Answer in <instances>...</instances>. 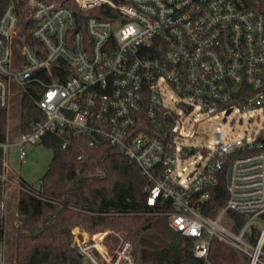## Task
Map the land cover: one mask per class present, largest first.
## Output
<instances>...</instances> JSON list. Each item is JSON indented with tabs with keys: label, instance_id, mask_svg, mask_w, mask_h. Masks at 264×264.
Returning <instances> with one entry per match:
<instances>
[{
	"label": "built area",
	"instance_id": "obj_1",
	"mask_svg": "<svg viewBox=\"0 0 264 264\" xmlns=\"http://www.w3.org/2000/svg\"><path fill=\"white\" fill-rule=\"evenodd\" d=\"M76 3L109 17L89 16L78 29L74 9L49 0H27L22 16L14 5L1 15L0 105L28 84L43 89L36 99L43 119L15 142L20 160L46 135L58 137L62 149L77 138L90 147L108 143L147 176L146 203L154 214L196 239V257L206 261L217 239L247 255L249 264H264V14L249 0ZM236 107L256 111L261 127L244 138L189 145L196 117H226ZM8 146L0 143L3 211L6 189H27L9 168ZM195 154L202 161L188 171ZM221 177L226 201L206 215ZM230 211L246 217L237 229ZM72 231V246L86 264H135L125 232L91 234L81 225ZM108 233L102 248L98 238ZM108 247L111 252L103 250Z\"/></svg>",
	"mask_w": 264,
	"mask_h": 264
},
{
	"label": "trees",
	"instance_id": "obj_2",
	"mask_svg": "<svg viewBox=\"0 0 264 264\" xmlns=\"http://www.w3.org/2000/svg\"><path fill=\"white\" fill-rule=\"evenodd\" d=\"M26 1L0 0V18L9 5H14L22 16ZM49 1H61L73 8L78 29L84 27V19L89 16L109 17L99 9H79L76 0ZM248 6L264 14V1L249 0ZM27 41L34 46L40 44L32 37ZM42 91L35 83L20 90V134L31 131L43 119L36 104ZM8 129L9 107L0 105V143L7 142ZM41 142L54 152L38 187L23 178L27 189L19 190L14 264H86L78 249L72 246V229L77 225L89 233L125 232L133 245L135 264H249L247 255L217 239L212 241L206 261L196 257V239L173 230L166 216L154 214L155 207L146 203L147 176L116 147L108 143L90 147L85 139L77 138L69 149H62L61 140L54 135H46ZM2 152L0 147V172ZM80 153H85L86 158L78 159ZM3 191L0 185V201ZM211 194L209 210L204 213L212 216L226 201L224 177L212 188ZM229 213L236 224L234 229L246 219L238 212ZM147 223L151 225L146 227ZM4 235V211L0 208V264ZM110 236L108 233L98 238L102 248ZM103 250L112 251L111 247Z\"/></svg>",
	"mask_w": 264,
	"mask_h": 264
},
{
	"label": "rangeland",
	"instance_id": "obj_3",
	"mask_svg": "<svg viewBox=\"0 0 264 264\" xmlns=\"http://www.w3.org/2000/svg\"><path fill=\"white\" fill-rule=\"evenodd\" d=\"M13 89V88H12ZM167 97L173 93L171 89L167 90ZM19 93L10 95L9 99V129L7 143V163L9 168L20 177L31 180L35 187L39 186L43 174L46 172L53 156V148L39 142L27 147L26 160H20L19 148L15 144L19 138V124H20V97ZM196 126H189L190 133L196 135L189 141V145L193 146H207L214 145L220 141H229L237 138H244L252 134L253 131L261 127V119L257 117L256 111L249 109L243 110L236 107L226 117L224 115L211 116L206 118L202 114L196 117ZM186 122L189 119L186 118ZM202 161L201 154H195L186 161L188 171H191L196 164ZM19 198V189L11 187L6 189L4 210V227L5 235L3 240V247L1 251V264H14L15 260V231H16V217L14 216L17 208ZM151 223H147L146 227ZM98 232V231H97ZM96 233V232H94ZM91 233V234H94Z\"/></svg>",
	"mask_w": 264,
	"mask_h": 264
},
{
	"label": "crops",
	"instance_id": "obj_4",
	"mask_svg": "<svg viewBox=\"0 0 264 264\" xmlns=\"http://www.w3.org/2000/svg\"><path fill=\"white\" fill-rule=\"evenodd\" d=\"M15 212H17V210H15ZM14 216L17 217V216L15 215V213H14Z\"/></svg>",
	"mask_w": 264,
	"mask_h": 264
},
{
	"label": "water",
	"instance_id": "obj_5",
	"mask_svg": "<svg viewBox=\"0 0 264 264\" xmlns=\"http://www.w3.org/2000/svg\"><path fill=\"white\" fill-rule=\"evenodd\" d=\"M29 181V183H32V181L31 180H28Z\"/></svg>",
	"mask_w": 264,
	"mask_h": 264
}]
</instances>
